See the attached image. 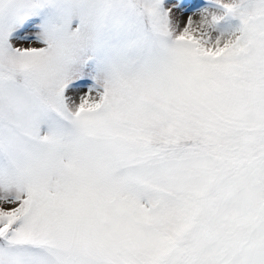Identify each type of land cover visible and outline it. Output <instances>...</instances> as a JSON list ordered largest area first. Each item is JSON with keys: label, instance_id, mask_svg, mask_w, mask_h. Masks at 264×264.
Here are the masks:
<instances>
[{"label": "snow or ice", "instance_id": "obj_1", "mask_svg": "<svg viewBox=\"0 0 264 264\" xmlns=\"http://www.w3.org/2000/svg\"><path fill=\"white\" fill-rule=\"evenodd\" d=\"M0 264H264V0H0Z\"/></svg>", "mask_w": 264, "mask_h": 264}]
</instances>
